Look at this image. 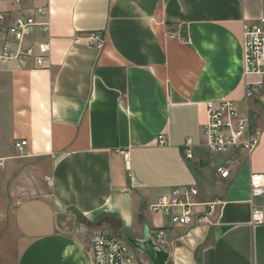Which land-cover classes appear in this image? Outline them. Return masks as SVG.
I'll list each match as a JSON object with an SVG mask.
<instances>
[{
  "label": "crops",
  "instance_id": "obj_1",
  "mask_svg": "<svg viewBox=\"0 0 264 264\" xmlns=\"http://www.w3.org/2000/svg\"><path fill=\"white\" fill-rule=\"evenodd\" d=\"M33 6L47 9L48 34L32 37L49 42L47 68L0 70V200L16 202L19 238L0 264H90L96 233L143 240L144 225L152 237L164 231L166 264H264V194L251 200L249 189L251 174L264 173V89L248 102L258 147L249 159L235 154L227 180L202 131L207 104L243 108L242 28L264 14V0H39L0 10ZM95 31L100 50L86 40ZM182 186L197 189V204L223 201L210 224L173 225V210L150 211Z\"/></svg>",
  "mask_w": 264,
  "mask_h": 264
},
{
  "label": "built area",
  "instance_id": "obj_2",
  "mask_svg": "<svg viewBox=\"0 0 264 264\" xmlns=\"http://www.w3.org/2000/svg\"><path fill=\"white\" fill-rule=\"evenodd\" d=\"M39 0H0V3H10L20 6L25 3H34ZM47 9L33 6L23 9L20 14L10 10H0V70L15 65L24 68L28 62L37 70L47 68L50 46L48 40L32 39L35 30L47 35L49 23L45 19ZM88 43L100 50L104 39L101 32L86 34ZM242 55L244 94L243 108L235 102L222 100L206 106L207 121L203 126V135L206 139L208 151L222 160L215 169L222 180H227L237 164L235 154L249 159L257 149L262 130L255 127L249 114L248 102L256 92L264 89V14L256 21L245 22L242 28ZM26 141H18L13 145L17 153H22ZM163 136L157 137V145H165ZM192 140L186 138L182 145V152L186 159H191ZM125 161L129 160L127 152L121 153ZM0 163V167H1ZM250 198L257 199L264 194V173L251 174L249 180ZM198 191L194 186L172 188L162 195L158 201L150 206L152 213L167 215L170 211V220L173 225H193L211 223V218L218 213L222 200L211 199L206 203L197 204L193 201ZM197 207H203L196 212ZM253 225L262 223V211L253 206L251 211ZM164 231L158 230L153 237L154 242L160 244ZM136 250L127 243H123L113 236L98 232L91 241L90 264H151L140 261Z\"/></svg>",
  "mask_w": 264,
  "mask_h": 264
},
{
  "label": "rangeland",
  "instance_id": "obj_3",
  "mask_svg": "<svg viewBox=\"0 0 264 264\" xmlns=\"http://www.w3.org/2000/svg\"><path fill=\"white\" fill-rule=\"evenodd\" d=\"M6 5H10V3H0V6L5 7ZM2 122L3 119L0 117V139L6 138V132L8 131V129H2ZM15 203V201L0 200V258H4L5 263H8L9 259L14 256V248L19 242L18 236L16 235L13 228H11L12 212ZM114 238L123 243H126V241L123 239V236L116 235L114 236Z\"/></svg>",
  "mask_w": 264,
  "mask_h": 264
},
{
  "label": "water",
  "instance_id": "obj_4",
  "mask_svg": "<svg viewBox=\"0 0 264 264\" xmlns=\"http://www.w3.org/2000/svg\"><path fill=\"white\" fill-rule=\"evenodd\" d=\"M218 163L221 164L222 161ZM142 238L143 240H136L127 237L125 241L132 249L145 255L151 264H166L168 262V254L160 244L154 242L147 225L143 226Z\"/></svg>",
  "mask_w": 264,
  "mask_h": 264
}]
</instances>
